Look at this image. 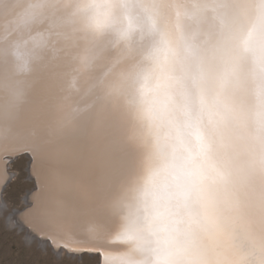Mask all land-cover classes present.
<instances>
[{"label":"snow or ice","instance_id":"1","mask_svg":"<svg viewBox=\"0 0 264 264\" xmlns=\"http://www.w3.org/2000/svg\"><path fill=\"white\" fill-rule=\"evenodd\" d=\"M18 5L31 37L0 60L3 229L50 264H264V0ZM22 156L33 198L15 206Z\"/></svg>","mask_w":264,"mask_h":264},{"label":"rangeland","instance_id":"2","mask_svg":"<svg viewBox=\"0 0 264 264\" xmlns=\"http://www.w3.org/2000/svg\"><path fill=\"white\" fill-rule=\"evenodd\" d=\"M12 180L5 192V199L10 205L21 206L23 197L32 187L28 178L26 156L15 159L8 168ZM3 214H0V264H50L51 254H45L41 249L47 247L43 242H33L32 235L19 231H5L3 229ZM27 244H31L28 247ZM46 246V247H45ZM88 264H95V257L85 258Z\"/></svg>","mask_w":264,"mask_h":264},{"label":"bare ground","instance_id":"3","mask_svg":"<svg viewBox=\"0 0 264 264\" xmlns=\"http://www.w3.org/2000/svg\"><path fill=\"white\" fill-rule=\"evenodd\" d=\"M18 0H4L0 4V60H3L5 53L11 57V53L14 46L17 43H23L31 37V33L24 29L16 28L13 21L19 14ZM11 102V98L8 97L4 91L2 84H0V153H3L6 149H11L14 146V137H9L6 141L5 139V108ZM26 131V125L19 124L14 132L15 136H23ZM35 169V164L33 163L32 171ZM4 178L3 164L0 162V181ZM31 180V179H30ZM32 187L28 190L31 191ZM26 195L23 200H26ZM33 198V196H32ZM31 224L36 233L47 234L51 231L49 225L39 218H31ZM42 243V247H44ZM46 247V246H45Z\"/></svg>","mask_w":264,"mask_h":264},{"label":"water","instance_id":"4","mask_svg":"<svg viewBox=\"0 0 264 264\" xmlns=\"http://www.w3.org/2000/svg\"><path fill=\"white\" fill-rule=\"evenodd\" d=\"M27 158V172H28V178L30 179L31 175L35 173V169L34 171H32V167H33V162L28 158ZM33 196L32 190L28 191L26 193V200H31ZM40 234V233H39ZM41 235H44L43 233Z\"/></svg>","mask_w":264,"mask_h":264},{"label":"clouds","instance_id":"5","mask_svg":"<svg viewBox=\"0 0 264 264\" xmlns=\"http://www.w3.org/2000/svg\"><path fill=\"white\" fill-rule=\"evenodd\" d=\"M4 2V0H0V4H2Z\"/></svg>","mask_w":264,"mask_h":264}]
</instances>
